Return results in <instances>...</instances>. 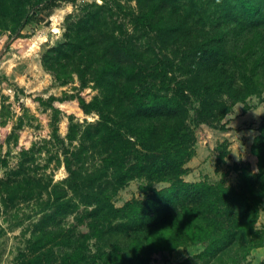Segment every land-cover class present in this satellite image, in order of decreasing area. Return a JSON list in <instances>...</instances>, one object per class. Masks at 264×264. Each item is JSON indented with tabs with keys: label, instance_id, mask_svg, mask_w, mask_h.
<instances>
[{
	"label": "trees",
	"instance_id": "16d2710c",
	"mask_svg": "<svg viewBox=\"0 0 264 264\" xmlns=\"http://www.w3.org/2000/svg\"><path fill=\"white\" fill-rule=\"evenodd\" d=\"M75 1L0 0V28L15 34L41 20L37 17L44 8ZM136 1V14L117 1L120 13L130 15L132 33L123 31L121 24L118 35L103 30L107 9L91 4L83 19L66 25L64 41L41 56L43 68L60 84L68 83L72 74L81 89L94 83L99 96L90 101L81 93L69 98L76 99L83 113L94 112L99 119L78 133V125L69 118L66 138L70 143L79 141L74 149L63 150L68 175L60 183L44 181L25 151L17 167L0 178L5 208L18 200L40 205L42 215L35 226L42 236L30 242L34 256L27 264H41L42 256L52 254L51 243L65 248L57 264H150L152 255L188 245L202 246L200 257H224L223 264H236L250 249L264 245L255 230L264 198V122L251 145L257 172L247 163L234 164L236 187L182 179L184 165L194 155L195 139L185 124L191 98L200 104L193 118L197 123L212 127L216 113L217 120L224 118L217 100L232 96L235 89L226 69L228 58L247 60L253 68L263 58L264 32L258 28L264 19V0ZM181 5L193 14L189 31L201 38L191 48L193 56L186 53L181 59L189 74L185 80L175 77L178 66L172 60L153 56L145 64L144 57L147 60L154 51L142 40L145 32L187 33L180 25H167ZM226 43L235 52H228ZM241 74L239 100L255 92L249 73ZM36 101L44 104L41 98ZM94 150L101 153L100 166L89 170L86 162ZM7 164L0 158V169ZM135 178L146 181L141 187L146 197L115 207L111 201L117 190ZM159 182L169 187L155 189ZM79 204L85 210L75 221L88 231L69 236L60 230V223ZM92 239L93 252L88 247Z\"/></svg>",
	"mask_w": 264,
	"mask_h": 264
},
{
	"label": "rangeland",
	"instance_id": "374dc122",
	"mask_svg": "<svg viewBox=\"0 0 264 264\" xmlns=\"http://www.w3.org/2000/svg\"><path fill=\"white\" fill-rule=\"evenodd\" d=\"M117 1L124 7H130L133 13L138 12L136 0H76L73 3L59 2L57 6L44 8L37 17L41 20L27 24L15 34L0 28V158H5L8 162L6 167L0 169V178H4L8 170L17 167L19 160L23 159L24 151L34 158V163L38 166L37 174L43 175L44 181L51 180L52 184H58L67 177L63 150L74 149L79 141L77 139L70 143L66 138L69 118L78 125V133L86 125L99 119L94 112L83 113L76 99L69 97L81 93L86 101H90L100 93L93 82L81 89L76 74H72L68 83L60 84L43 68L41 56L47 48L64 41L66 25L83 19L91 4L104 5L107 9L103 30L115 36L120 32L117 25L121 24L123 31L132 33L134 25L130 15L120 13ZM192 18L193 14L181 5L179 12L175 10L167 20V25H180L188 30L187 33L177 34L174 31L172 35H168V32H145L142 40L148 49L154 51L147 60L144 57L145 64L148 65L153 56L172 60L178 66L174 67L175 77L180 80L187 79L189 74L181 66V59L186 53L193 56L191 48L196 40L201 39L197 37L196 31H189ZM258 29L264 32V19ZM230 45L226 43V50L235 52L236 48ZM251 60L255 61L256 58ZM226 65L230 76H233L235 89L232 96L222 95L217 100L221 104L220 111L225 112L224 118L217 120L216 113L212 127L210 124L194 121L195 111L200 107L198 98L194 97L191 98V107L185 117V124L195 139L194 155L184 165L187 171L182 176L189 183L205 182L214 185L224 182L226 186L236 187V163H247L252 172H257V159L251 153V145L254 137L258 135L259 126L264 122V55L256 68L247 60L235 62L231 56ZM241 72L249 73L255 92L239 100L243 95ZM51 97L54 98L53 101L50 100ZM36 98L43 99L44 104L38 103ZM49 103L58 110L57 114L50 108ZM100 158L101 153L94 150L86 162V167L92 170L100 166ZM145 184L146 181L139 178L128 181L117 190L112 204L121 207L127 201L144 199L146 193L141 187ZM154 187L157 190L166 189L169 183H154ZM4 195L0 190V264H27L34 256L30 250V242L42 236L40 228L35 226L42 215L40 205L34 201L18 200L13 206L5 208L2 203ZM84 210L83 205L79 204L76 210L61 221L60 230L69 236L88 231L85 225H78L75 221ZM255 230L264 241V198ZM94 244L93 239L89 241L88 247L92 252L95 249ZM50 245L52 254L49 253V257L42 256L41 264H57L59 255L65 249L54 243ZM107 249L108 247H104L105 251ZM202 251L200 245L182 246L170 253L152 255L150 264H223L227 261L224 257H200ZM229 255L235 257L232 252ZM237 261L236 264H264V245L250 249ZM225 264L233 263L229 261Z\"/></svg>",
	"mask_w": 264,
	"mask_h": 264
}]
</instances>
